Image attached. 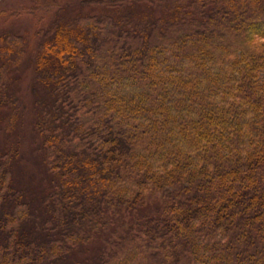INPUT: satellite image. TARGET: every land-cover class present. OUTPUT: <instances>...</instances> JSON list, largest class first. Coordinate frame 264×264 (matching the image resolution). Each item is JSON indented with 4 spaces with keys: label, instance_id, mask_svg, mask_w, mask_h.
<instances>
[{
    "label": "trees",
    "instance_id": "1",
    "mask_svg": "<svg viewBox=\"0 0 264 264\" xmlns=\"http://www.w3.org/2000/svg\"><path fill=\"white\" fill-rule=\"evenodd\" d=\"M82 3L109 11L35 33L33 185L0 33V264H264V0Z\"/></svg>",
    "mask_w": 264,
    "mask_h": 264
},
{
    "label": "rangeland",
    "instance_id": "2",
    "mask_svg": "<svg viewBox=\"0 0 264 264\" xmlns=\"http://www.w3.org/2000/svg\"><path fill=\"white\" fill-rule=\"evenodd\" d=\"M82 1L58 0L57 2L62 3L61 9L56 7L48 11L32 13L29 8L34 5L35 0H0V33L11 32L24 38V60L19 66V70L10 74L11 83L9 87L19 98V107L21 108V115L13 129L14 139L11 140V143L15 146L16 141H18L20 145L21 156L14 157L13 163L14 168H19L18 172L16 170V179L18 180L20 177L22 181H28L30 185H33L34 182L37 184V181H40V178L45 174L42 155L37 147L38 138H35V122L41 107L39 102L45 99L44 96H48L42 82H40L38 69H36V59L40 53L38 45L43 41V38H36L35 33L39 30H51L53 25L65 28L66 25L62 21L71 24L82 16L100 15L109 11L106 8L84 6ZM14 12H21V14L11 16ZM158 12L156 11L155 15ZM3 141H9V139L5 135H1L0 143ZM35 196H37L35 199L37 203V199L41 195ZM35 205L40 206V203Z\"/></svg>",
    "mask_w": 264,
    "mask_h": 264
}]
</instances>
